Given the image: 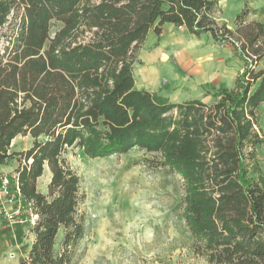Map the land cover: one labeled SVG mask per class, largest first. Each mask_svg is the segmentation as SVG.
<instances>
[{"label":"trees","instance_id":"trees-1","mask_svg":"<svg viewBox=\"0 0 264 264\" xmlns=\"http://www.w3.org/2000/svg\"><path fill=\"white\" fill-rule=\"evenodd\" d=\"M218 10L217 0H0V163L18 160L33 236L19 264H74L85 217L67 150L102 158L135 147L181 177L182 217L207 264H264V21L244 5L231 27ZM164 23L234 48L242 68L213 102L135 87L138 50ZM16 136L31 146L10 152Z\"/></svg>","mask_w":264,"mask_h":264},{"label":"rangeland","instance_id":"rangeland-1","mask_svg":"<svg viewBox=\"0 0 264 264\" xmlns=\"http://www.w3.org/2000/svg\"><path fill=\"white\" fill-rule=\"evenodd\" d=\"M244 5L251 10L248 20L264 21V0H223L222 9L216 13L218 22L226 21L232 27L235 15ZM59 26L60 23L53 22L51 33ZM225 63L229 66L230 81L243 64L232 50ZM257 68H264V59ZM184 78L194 80L192 75ZM164 83V93L175 90ZM216 86L208 83L201 89L187 90L179 85L178 90L186 91L187 96L206 95L212 94ZM210 98L209 95L206 100ZM259 112L263 142L257 153L264 176V103ZM31 143L29 136H17L10 152L26 150ZM64 157L79 176L83 194L80 211L85 217V232L75 248L74 264H207L194 251L182 217V179L166 167L150 164L152 154L135 147L123 154L89 158L79 149L70 148ZM9 161L18 167L17 158L4 163ZM48 182L45 172L37 181V189L46 193ZM15 225L25 227L22 231L17 228V234L9 231L11 225L0 216V264H19L28 253L33 239L28 225ZM12 234L16 235L13 240Z\"/></svg>","mask_w":264,"mask_h":264},{"label":"crops","instance_id":"crops-1","mask_svg":"<svg viewBox=\"0 0 264 264\" xmlns=\"http://www.w3.org/2000/svg\"><path fill=\"white\" fill-rule=\"evenodd\" d=\"M221 1L223 0H217L218 13L222 9ZM216 13L214 17L220 21L216 17ZM226 23L228 24V22ZM231 50L234 56L240 60L235 55L231 45L215 42L208 32L196 37L189 34L183 26L164 23L161 33L156 35L150 31L138 50V61L133 66L135 87L156 92L172 102L197 98L206 103H211L214 100L212 94L203 95L201 93L196 96H187L184 94L186 91L178 90V86L180 85L182 88L185 86L187 90H198L201 89L202 85L208 83L217 85V88L231 87L240 71L236 72L232 79H229L230 81H227L229 66L226 65L225 61ZM185 75H192L194 80L190 81L184 78ZM162 82H165V86H173L175 90H171L172 93H164L161 86ZM209 95L212 99L206 100ZM16 168L17 163L14 161L13 163L12 161L0 163V173L15 175ZM45 172H47L49 181L50 171L48 167H45L43 174ZM10 227L13 229L11 228L9 231L13 230L17 234V228L22 231L25 226L17 227V225L12 224ZM15 236L12 234L11 240L15 239Z\"/></svg>","mask_w":264,"mask_h":264},{"label":"built area","instance_id":"built-area-1","mask_svg":"<svg viewBox=\"0 0 264 264\" xmlns=\"http://www.w3.org/2000/svg\"><path fill=\"white\" fill-rule=\"evenodd\" d=\"M0 216L8 225L30 221L29 211L19 193L16 174L0 173Z\"/></svg>","mask_w":264,"mask_h":264}]
</instances>
